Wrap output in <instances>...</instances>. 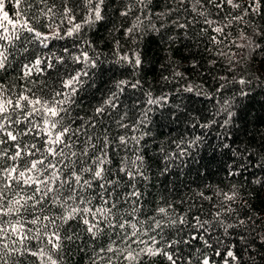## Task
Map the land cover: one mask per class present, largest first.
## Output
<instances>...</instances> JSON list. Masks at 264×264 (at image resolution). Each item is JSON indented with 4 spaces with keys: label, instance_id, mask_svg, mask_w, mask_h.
I'll return each instance as SVG.
<instances>
[{
    "label": "trees",
    "instance_id": "1",
    "mask_svg": "<svg viewBox=\"0 0 264 264\" xmlns=\"http://www.w3.org/2000/svg\"><path fill=\"white\" fill-rule=\"evenodd\" d=\"M240 2L247 3V0H240ZM51 3L52 0H49V4ZM169 3L170 0H152L150 7L153 12H162L166 11ZM119 6L117 3L115 7L109 8L105 19L81 31L80 38L74 36L49 40L47 47L31 38L29 33L16 29L15 31L20 34V39H14L11 44L5 45L8 62L6 70L0 72V82L15 85L14 92L16 93L22 91L25 85L32 88L33 91L40 88L37 95L44 98L61 89L62 79H67L70 73L80 71L84 67L73 57L80 55L81 51H87L95 61V66L86 68L88 75L82 77L79 93L75 97L76 103L72 105L70 113L72 117L76 118L72 127L80 126L86 131L79 134L78 141L73 137L72 150L79 152V145L87 134H91L93 142H96V137L102 136L105 128L108 129L110 138L118 133H124L126 130L118 129L114 122L116 114L121 110L127 111L125 120L132 123L142 114L145 107H150L147 123L135 133L137 136L140 135V132L146 133L140 141L139 151L145 157L148 180L137 178L133 181L141 195L139 200L136 197H129L130 185L126 178L120 179L123 173L117 175L115 169V162L126 153L123 150L117 151L111 166L113 175H117L118 186L105 185L108 191H104L97 188L96 182H93L92 188L85 190V196L92 200L89 207L100 206L102 204L101 195L105 199H109V202L117 201V207L112 210L114 216L112 222L117 227L111 229L105 223H101L102 231L94 240H91L89 234L85 232V225L79 222V218L76 221H70V227L57 220L56 227L59 228L61 236V249L57 252L47 244L44 231L37 233L39 225L28 224L25 230L31 229V232H28L31 238L23 241V245L32 251L43 247L45 253L52 255L58 264H92L90 257L95 255V250L107 247L109 243L115 241L113 247L122 251L126 250L124 255H127V252H132L133 255L139 253V255L135 261L129 262L124 260V256L120 255V252L107 253V256L113 257V264H169L162 255L149 256L141 252V249L153 246L150 240L151 236H155L157 241L161 239L149 228L152 223L151 218L155 216L157 219H161L156 209L171 205L169 215L173 219L183 215L186 224L170 225L159 229L158 231L163 233L165 241L189 239L192 235L208 239L203 230L197 232L193 227L192 217L196 214L200 216L201 221H209L205 227L213 236L223 238L224 243L220 247L221 253L225 247L234 244V250L238 255H241L240 250L243 244L250 241L252 237L247 236L244 241H241L238 236L234 235V231L239 232L240 229H229L228 234L224 235L221 226L213 219L214 214L221 211L220 201L214 193L221 189L225 192L230 189L236 191L237 197L234 202H231L234 209L233 217L237 214L239 218H245L246 214L254 217L264 216V10L259 16H246L244 22L233 21L230 28L224 29L225 33L231 32L229 37L231 40L237 37L238 29L243 28L244 32L252 37L253 42L259 44V47L253 51L237 49L234 46L225 47L228 41H224L220 45H213L210 42V37L213 35H216L218 39L221 37L203 24L204 17L192 12L191 5L187 2L184 5V10L171 14V17L179 15L186 17L188 21H193L187 30L170 25L168 17L163 21L165 26L160 28L161 20L152 16V23H155L160 31L155 32L142 26L143 35L138 36L137 43L133 44L131 40L124 38L122 28L121 31L114 30L117 26L127 27L129 24V18L116 14L115 8ZM57 10L58 4L54 11ZM35 11V7L28 8L24 3L19 9H12V6L9 5L10 18L13 19V22L15 20L23 22V18L26 17L38 31L47 33V29L43 26L46 23L43 16L38 21L32 20ZM229 11L232 10L226 5L219 16L212 15L209 18L221 21L224 14ZM17 12L23 13V17L17 16ZM81 14L77 15V22H79ZM132 15L133 13H130V16ZM180 22L185 23L186 21L182 19ZM249 22L250 26L246 27L245 24ZM0 23H4L2 14H0ZM148 23L145 21V25ZM6 27L8 34L12 35V23L6 24ZM67 27L70 25L66 23L61 25L60 31L63 32ZM201 28L206 31L202 32ZM185 31H187V35H184ZM169 36H173L175 39L169 40ZM117 39L120 45L118 50L115 46ZM87 42H91V47ZM132 48L140 50L143 60L142 66L136 70L125 61L118 59L125 52L130 53ZM206 49H211V51H206ZM220 49L225 53H236L234 59H240L242 53L246 57L241 65L233 66L236 74L247 73L246 79L252 80L251 85L244 86L249 95L241 96L239 94L241 86L235 83L230 84L228 90L221 92L218 97L212 95L215 87L213 77L226 76L231 79L233 75L228 70L227 57L216 54ZM45 57L51 59L53 68L46 70L41 76H37L34 72L31 77L21 78L24 64H29L35 58L44 59ZM56 58H60L62 62L57 63ZM208 60H212L214 63L210 65L207 63ZM193 62L196 63L195 68L192 67ZM41 67L44 65L42 64ZM173 68L181 72L183 76L172 79ZM162 75L168 76L169 80H162L160 78ZM28 79L35 80L36 84H27ZM121 80L128 81L129 84L124 86V91L119 96L120 107L111 110V115L106 114L97 119L95 128H88L89 119L95 118V108L102 104L110 94V90L114 89L117 82ZM137 80L139 85L133 88L131 85ZM197 85H203V92L199 96L196 95V91H199ZM188 86H191L194 91L191 93L184 91ZM147 92H151L154 100L163 95H167V100L155 105H146ZM209 96L212 98H208ZM225 97L229 99L234 115L228 126L221 127L219 122L225 118V114L220 113L218 109L220 104L224 103ZM108 111L110 110L106 108L105 112ZM212 120H215L216 123H212L210 127H199V124H207ZM193 125L196 126L193 127ZM195 137H200V140L196 145L189 146L184 156L167 157L168 153L176 151V143L183 142L182 146H184ZM23 140L36 142L39 147L43 140V134L36 141H32L30 137H24ZM64 152L67 154L69 149H64ZM165 165L167 171H164ZM229 169L236 174L229 175ZM62 171L66 172L67 169H62ZM109 191L111 196H109ZM201 192L205 196H211L212 199L202 200L198 195ZM64 194L66 195V193ZM133 202H135V212L132 211ZM59 212L58 207L53 208V214H59ZM25 217L31 219L27 213H25ZM17 218L15 215L10 217L13 222ZM221 218L226 223L232 222V218L226 215H222ZM121 220H128L129 224L136 225V229L139 231L135 237H124V233L130 234L136 229H132L128 225L124 229H120L118 225ZM177 229L180 231L177 232ZM66 232L78 233L79 239L75 242L66 241L64 239ZM139 241L147 243H139ZM252 247L256 249L258 244ZM214 249L215 245H213V249H207L203 246L202 240H191L190 244H174L167 251H175L180 257L178 264H184L185 261L188 264H199L204 253L212 256L215 264H223L221 258L214 255ZM259 250L264 253V248ZM242 256L244 261L251 259L247 252H243ZM20 264H41V262L36 257L26 255L20 258ZM43 264H48L46 258ZM98 264H107V262L101 260ZM255 264H264V260L257 256Z\"/></svg>",
    "mask_w": 264,
    "mask_h": 264
},
{
    "label": "snow or ice",
    "instance_id": "2",
    "mask_svg": "<svg viewBox=\"0 0 264 264\" xmlns=\"http://www.w3.org/2000/svg\"><path fill=\"white\" fill-rule=\"evenodd\" d=\"M190 3L191 11L198 16L204 17L203 24L207 25L214 33L219 34L220 39L216 35L210 37V42L213 45L223 44L228 41L225 47L234 46L241 50H255L259 44H255L251 36L247 35L243 28L238 29V35L235 39L229 40L231 32L225 33V28H230L233 21L244 22L246 16H259L264 10V3L262 0H247V3H242L240 0H170L166 11L153 12L150 5L152 0H0V14H2V21L0 23V72L7 68L8 58L5 55V45L11 44L12 41L20 39V34L16 29L30 34L31 38L36 39L45 47L47 42L53 39H64L66 37H79L81 31L86 28L103 21L108 14V9L115 7L119 3V7L115 8L116 14L120 17L129 18L127 27L117 26L115 31H123V36L126 40H131L133 44L137 43V37L142 36V26L150 28L152 31L159 32L165 24L163 21L166 17L169 19V24L179 29L187 30L190 23L186 17L176 16L171 17L172 13H179L184 10L185 3ZM24 3L28 8H36L33 12L32 20L38 21L43 16L46 23L43 25L47 29V33L38 31L32 26V22L24 17L23 22L10 18L9 5L12 9H19ZM58 10L54 11V9ZM228 6L232 11L224 14L221 21L210 19L212 15L219 16L225 6ZM212 9L214 11H210ZM82 13V14H81ZM130 13H133L130 16ZM80 15V20L77 22V15ZM17 16L23 17V13L17 12ZM156 16L161 20L160 28L152 23L151 17ZM185 23H181V20ZM148 21V25H145ZM199 22V21H195ZM12 23L13 33L8 34L6 24ZM68 24L70 27L64 28L60 31L61 25ZM245 26H250V22ZM201 31L206 29L201 28ZM184 35H187L185 31ZM28 39V37H26ZM82 39V38H81ZM169 40L175 39L173 36L168 37ZM91 47V42H87ZM116 48L119 49V40H116ZM67 51V49H66ZM211 51V49H206ZM218 56H224L228 59V70L233 73L231 79L226 76H215V87L213 89L214 96H219L221 92L228 90L230 84H239V94L241 96L249 95L245 89V85H251L252 80L246 79L247 73L236 74L233 65H241L242 61L246 59L243 53L240 59H234L236 53H225L222 49L216 53ZM74 60L81 63L84 67L80 71L70 73L67 79H62L61 89L48 94L42 98L37 95V91L32 88L23 87L22 91L14 92L15 85L5 84L0 82V264H20V258L30 255L36 257L38 261L43 264L45 258L48 264H58L52 255L45 253L43 247H39L36 251L23 245V241L30 239L28 232L31 229L25 230L26 225H39L37 233L44 231L48 245H51L52 250L59 252L61 249V236L59 228L56 227L57 220L61 224L69 225L70 221H76L85 225V232L89 234V239L94 240L102 231L101 223H105L107 227L114 229L117 227L112 222L114 216L112 210L117 207V201L105 199L100 196L102 204L100 206H92V200L85 196V190L92 188L93 182H96L97 188L108 191L105 185H117V175L123 173L121 180L127 179L130 185L129 197H136L139 200L140 192L136 188L135 181L137 178L141 180H148L146 175L147 168L145 167V157L140 154V141L146 133L140 132L137 136L135 133L140 127L147 123L148 113L151 111L150 107H145L142 114L132 123L126 122L127 111L121 110L116 114L114 122L118 129H125L122 134L109 137L108 129L105 128L102 136L96 137V142H93L91 134L85 135L84 141L79 145V152L72 150L74 143L73 137L78 141L80 133L86 131L84 128L78 126L73 128L76 118L71 116V107L76 103L75 97L79 93L82 84V77L88 75L86 68L88 66H95V61L88 55L87 51H81V54L73 57ZM119 60L125 61L131 65L134 70L139 69L143 60L141 59L140 50L132 48L129 52L120 55ZM57 63H61L60 58H56ZM208 64L212 65L214 61L208 60ZM44 67H41V65ZM192 67H196V63H192ZM53 68L50 58L44 59L35 58L29 64L22 66V79L31 77L33 73L41 76L46 70ZM183 76V74L173 68L172 79ZM162 80H169L168 76H161ZM27 84H36L35 80L28 79ZM129 82L121 80L117 82L115 88L110 90V94L103 100L102 104L95 108V118H90L87 127L95 128L96 121L104 115H111V110L120 107L119 96L124 91V86ZM139 85V81L133 83V88ZM211 87V84L209 85ZM196 95L199 96L203 92V85H197ZM186 92H193V88L188 86L184 89ZM146 105L159 104L167 100V95H163L157 99H152L151 92L146 93ZM208 98H212L209 96ZM219 103V101H217ZM109 109L107 113L105 109ZM232 105L229 99L225 97L224 103L220 104L218 111L225 114V118L220 121L221 127H226L229 124L234 113L231 111ZM82 119V118H81ZM215 120L207 124H199V127H210ZM23 125V127H20ZM196 125H193L195 127ZM103 127V125H102ZM131 133V134H129ZM43 134V140L39 147L36 142H25L24 137H30L32 141H36ZM200 137L188 141L187 145L182 146V143H176V151L168 153L167 157L172 158L176 156H184L187 153L189 146L196 145ZM228 147V145H225ZM69 149L66 154L64 149ZM123 150L126 154L115 162V169L117 175H113V157L116 152ZM161 151L163 149L161 148ZM67 157V158H65ZM75 158V160H73ZM243 162V161H241ZM62 169H67L66 172ZM164 171H167L165 165ZM229 169V175H235ZM234 189L235 186L233 185ZM114 190V189H113ZM66 193V195L64 194ZM79 193V195H77ZM97 195H100L97 193ZM202 200H211V196H205L203 192L198 194ZM214 195L220 201L221 211L214 214V222L219 224L226 236L229 229H240L239 232L234 231V235L238 236L241 241L245 237L251 236L252 239L243 244L241 255L235 251V245L225 247L223 253L220 251L221 245L224 243L222 237H215L209 231L207 224L209 221H201L200 216L194 214L192 220L194 221V229L197 232L203 230L208 236L204 239L203 236L192 235L189 239H169L164 240L163 233L158 231L170 225H185L186 221L183 215L176 216L173 219L169 215V208L158 207L156 212L161 216L157 219L155 216L151 218L152 223L149 225L151 231L160 236L157 241L155 236H151L152 247L141 249V252L149 256H163L169 264H178L180 257L173 250V245L180 243L190 244L191 240H202L203 246L207 249H213L215 245L214 255L219 256L223 264H255V259L258 256L264 260V253L260 252V248H264V216L247 215L245 218H239L238 214L233 217L234 209L231 202H234L237 193L234 190L225 192L221 189ZM109 196L111 192L109 191ZM132 211H136L135 202ZM83 205V207H81ZM60 209L59 214H53V208ZM40 214H37V213ZM30 216L31 219L25 217ZM13 215L18 218L13 222L10 217ZM222 215L232 218V222L226 223L222 219ZM91 217V219H89ZM111 217V218H110ZM23 220V222H22ZM47 221V223H44ZM128 225L132 229H136L135 224H129L128 220H121L118 227L124 229ZM55 229V230H52ZM136 231L124 233L125 238L135 237ZM180 229H177L179 232ZM38 239V236L36 237ZM64 239L69 242H75L79 239V234L75 232H66ZM136 242L135 240L133 241ZM139 243H147L146 241H139ZM115 241L108 244L107 247H100L95 250V255L91 256L92 264H98L101 260H106L107 264H113V257L107 256V253H117L124 256V260L129 262L137 259L132 252H127L116 247H113ZM253 249V245H257ZM19 245V246H18ZM158 245V246H157ZM247 252L250 256L249 261H244L242 253ZM184 264H188L187 261ZM199 264H215L212 256L207 253L203 254Z\"/></svg>",
    "mask_w": 264,
    "mask_h": 264
}]
</instances>
